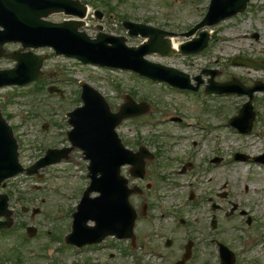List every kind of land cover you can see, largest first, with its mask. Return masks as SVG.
Segmentation results:
<instances>
[{
    "label": "rangeland",
    "instance_id": "obj_1",
    "mask_svg": "<svg viewBox=\"0 0 264 264\" xmlns=\"http://www.w3.org/2000/svg\"><path fill=\"white\" fill-rule=\"evenodd\" d=\"M80 1L90 8L86 24L82 27L84 31L91 36L96 35L97 21L93 11L100 9L105 13L101 22L104 30L126 35L131 46L139 45L143 39L127 34L122 25L124 19L173 31L175 36L172 40L180 45L198 37L201 30L186 36L190 33L189 29L204 17L210 2ZM66 18L69 16L63 13H52L47 17L55 22ZM204 29L209 31L210 40L199 53L147 55L150 61L189 74L194 84L196 81L193 78L200 75L203 82L199 92L195 93H176L177 90L166 84L149 81L122 69L83 65L74 59L56 55L49 47L25 50L48 53L41 67L43 78L20 88H0L1 111L17 137L21 164L25 167L32 165L49 147L70 146L66 130L71 129V125L66 115L69 110L82 105L80 81L97 88L113 111H117L125 101V95L130 94L137 102L147 101L149 109L137 118L123 120L117 132L126 147L136 151L143 144L157 154L156 158L147 161L146 180L136 182L131 179L130 184L144 187L146 182L152 183L147 202L154 206L153 212L158 213V207L164 206L176 212V216L187 217L190 223L181 225L178 221L173 222L171 216L163 223L143 219L140 217L138 196L133 194L130 200L139 213L134 228L140 245L138 250H130L122 241L101 251L91 252L87 248L80 253L74 252L75 249L64 242L68 226L72 223V217L69 218L72 212L69 211H75L83 190L90 182L87 177L88 162L83 159L82 151L75 148L68 162L41 168V180L23 173L8 179L6 185L0 187V192L9 195V208L13 213L11 228L7 232L0 230L1 264H175L190 237L194 241L193 254L186 264H219L218 247L212 242L215 238L235 253V264H264V163L258 165L252 158L232 157L236 152L247 153L248 156L264 153V93L256 92L254 95L253 105L257 115L253 131L241 134L225 123L237 114L248 97L204 95L202 92L211 76L204 70L217 71L214 77L217 82L232 80L234 76L247 86L253 85L256 80L264 81V68L232 62L235 56L264 59V0H251L244 12ZM19 47L18 44L5 45L7 51ZM14 64L12 58L0 57L1 69L11 68ZM50 86H56L62 92L50 93ZM49 101L51 106L46 104ZM173 115L183 118L182 126L169 121ZM162 117H166L165 123L160 122ZM187 156L192 158L194 167L191 169L189 166L185 173L179 174L178 165ZM215 157L222 161L213 166L209 160ZM124 170L123 174L128 176ZM162 175L170 179L165 181L160 178ZM189 189H193L196 200L186 201ZM226 191L228 196L234 195L227 199L243 203L242 207L249 211L253 221L248 224L239 215L228 216L229 212L217 209L218 226L216 230H211L212 210L209 209L208 197H213L218 205L230 208L227 199L220 197ZM216 192L219 193L217 196ZM162 200L166 204L161 203ZM198 200H204L205 205H200ZM36 207L40 211L32 217L31 210ZM196 215L200 219L194 222ZM28 225L37 228L33 238L26 236ZM156 227L164 235L162 240L155 236L153 229ZM167 239L172 241L169 246L165 245ZM114 240L105 239L106 243H114ZM160 253L164 255L161 257Z\"/></svg>",
    "mask_w": 264,
    "mask_h": 264
},
{
    "label": "water",
    "instance_id": "obj_2",
    "mask_svg": "<svg viewBox=\"0 0 264 264\" xmlns=\"http://www.w3.org/2000/svg\"><path fill=\"white\" fill-rule=\"evenodd\" d=\"M249 1L212 0L209 13L188 33V36L194 34L199 28L217 24L223 19L243 12ZM60 11L84 17L86 7L74 0H0V26L3 27L0 29V56L4 55L3 44L11 41L21 42L24 48L52 46L57 53L75 56L84 62L131 68L155 79L167 80L183 88H193L189 75L175 68L149 62L145 59V55L152 52L161 54L199 52L208 44L207 31L200 33V37L194 41L180 45L179 50H176L173 49L169 38L174 35L173 32L151 25L125 21L124 26L129 28L130 34L148 38V41L139 46L129 47L125 44V37L122 36L115 37L100 32L96 38H90L85 32L79 31L84 24L80 20L54 23L44 19L50 13ZM97 14L102 17V13L97 12ZM7 56L16 59L18 63L13 69L0 70V86L9 83L26 84L42 77L40 68L46 55L21 54V51H14ZM235 62L264 67V61L258 62L250 58H237ZM209 72L213 76L216 73ZM197 79L199 80L196 89L201 84L200 77ZM207 90L249 94L252 98L256 90H264V83L257 81L253 87H245L236 77L231 82L223 84L211 79ZM82 98L85 102L84 106L71 113L70 122L74 128L69 132V138L73 145L82 148L86 158L91 160L89 169L93 184L79 205V211L74 214L75 229L69 240L83 244L101 241L108 233L119 237L133 236L136 213L128 201L132 190H128L127 180L120 176L119 168L126 162L144 167L142 160L144 152L135 154L124 149L115 128L124 118L146 111V103L137 104L130 95H127V102L117 113H113L105 97L87 84H84ZM254 115L250 100L232 122L241 131L249 132ZM17 150L18 144L12 127L5 121L0 111V184L7 177L23 170L18 161ZM71 150L72 148L49 150L44 158L27 171L37 172L40 167L68 158ZM93 190L100 191L101 195L90 198L89 193ZM11 214L12 211L8 209V196L0 194V216L7 217L6 221L0 222V228L9 227L12 224ZM112 215L121 219L118 226L116 218ZM89 219L96 221L94 227L86 225ZM28 231L31 236L36 232L30 227ZM78 232L88 233L84 236L89 235V238L78 240L76 238ZM191 246V244L188 245L185 258L177 264H185V261L190 258ZM221 253L222 264H234V255L228 248L222 246Z\"/></svg>",
    "mask_w": 264,
    "mask_h": 264
},
{
    "label": "flooded vegetation",
    "instance_id": "obj_3",
    "mask_svg": "<svg viewBox=\"0 0 264 264\" xmlns=\"http://www.w3.org/2000/svg\"><path fill=\"white\" fill-rule=\"evenodd\" d=\"M209 161H210V163L214 164V162H212L211 160H209ZM179 165H178V167H181L179 174L185 173L188 170L189 166L191 167V169L194 167L193 164L185 165L183 163V161L180 162ZM146 168H147V165H146ZM124 171L128 172V169L125 168ZM146 178H147V176L144 179H141V178H132V179L134 181H136V182H139V181L146 180ZM160 178H163V180H165V181H168V179H170L169 177H166L165 175H162ZM134 185H136V184H134ZM138 185L142 189L139 192V194H136L138 196V199H139V201H138L139 205L141 206L140 217H142L143 219H146L147 221H149L151 219V221H155L156 220L159 223L160 222L163 223L164 221H166V219H169L170 216H171L173 222L178 221V223H180L181 225H185L186 226V225H188L190 223V221H189V219L187 217H185V216H183V217L176 216V212H172L171 210H167V208L164 207V206H161V207L159 206L158 207V209H159L158 213L153 212L154 206L153 205L151 206V204L147 202L148 201L147 200V193L152 191V186H153L152 183L146 182L144 187L142 185H140V184H138ZM174 185H176L175 182H174ZM170 186H172V184ZM217 193L218 192H216V196L219 194V193L218 194ZM232 196H234V195H232ZM232 196H228V191H226L224 195H222V194L220 195V197L225 199V200L227 199V197H232ZM190 200H193V201L196 200L194 192L192 194V199H190ZM198 202L201 205L204 202V200H198ZM208 202L210 203L211 206L214 207V210H212V213L210 214L211 215V217H210L211 222H212V220L218 221L217 215L215 213V211L217 209L218 210L223 209L225 212H229L228 216H230V215H232V216L237 215L238 216L239 215V216L243 217L245 215L244 211H246V209L242 207L243 206L242 202H237V201H233L231 199H227V202L230 203V206H231L230 208L229 207L226 208L224 206L218 205L216 203V201L213 199V197H211V196L208 197ZM161 203L166 204L164 200H162ZM203 205H205V204L203 203ZM224 208H226V209H224ZM143 213H146V214L143 215ZM199 219H200L199 216L196 215L194 222L199 221ZM251 221H253L252 218H251ZM160 229H163V228H160ZM153 230H155V236L158 237V240H162V238H164V235L162 234L161 231L158 230V227H156Z\"/></svg>",
    "mask_w": 264,
    "mask_h": 264
},
{
    "label": "bare ground",
    "instance_id": "obj_4",
    "mask_svg": "<svg viewBox=\"0 0 264 264\" xmlns=\"http://www.w3.org/2000/svg\"><path fill=\"white\" fill-rule=\"evenodd\" d=\"M172 42H173V47L176 49V47L178 46V44L174 41V40H172Z\"/></svg>",
    "mask_w": 264,
    "mask_h": 264
}]
</instances>
